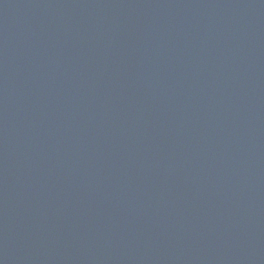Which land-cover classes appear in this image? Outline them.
<instances>
[{"label":"water","instance_id":"obj_1","mask_svg":"<svg viewBox=\"0 0 264 264\" xmlns=\"http://www.w3.org/2000/svg\"><path fill=\"white\" fill-rule=\"evenodd\" d=\"M0 264H264V0H0Z\"/></svg>","mask_w":264,"mask_h":264}]
</instances>
